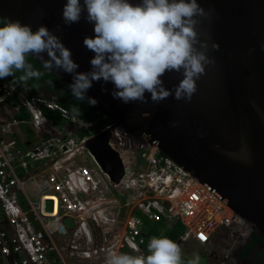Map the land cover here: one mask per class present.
<instances>
[{
  "label": "built area",
  "instance_id": "1",
  "mask_svg": "<svg viewBox=\"0 0 264 264\" xmlns=\"http://www.w3.org/2000/svg\"><path fill=\"white\" fill-rule=\"evenodd\" d=\"M0 108V264H104L109 251L146 254L154 235L146 236L145 221H179V243L219 238L232 248L246 234L240 217L210 189L122 129H113L119 143L109 142L124 165L112 184L81 145L95 133L91 121L6 79ZM43 110L64 124L54 125ZM21 111L26 118L16 117ZM30 130L38 139L25 142L21 133ZM215 264H229L228 256Z\"/></svg>",
  "mask_w": 264,
  "mask_h": 264
},
{
  "label": "water",
  "instance_id": "2",
  "mask_svg": "<svg viewBox=\"0 0 264 264\" xmlns=\"http://www.w3.org/2000/svg\"><path fill=\"white\" fill-rule=\"evenodd\" d=\"M129 2L138 4L141 0ZM65 3L66 0H0V16L3 21L19 19L30 24L33 31L38 25L46 26L71 51V58L78 64L76 71L88 72L94 53L86 48L83 39L94 36L93 24L85 19L86 13L79 22L64 24ZM198 3L210 14L209 19L201 18L200 29L211 37L208 55L215 64L206 66L205 74L196 81L197 91L191 101L169 96L153 103L146 93L148 103L125 104L111 95L112 83L94 81L86 96L95 98L98 112L114 123L81 145L110 182L117 184L124 165L120 153L109 142L118 144L113 129H122L145 146L156 147L204 184L234 210L250 232L264 239V0ZM211 42L218 43L219 49L212 50ZM44 59H48L46 53ZM49 71L63 81L61 89L73 82L72 74ZM162 79L166 88L173 89L182 73L167 72ZM146 112L150 115L146 116Z\"/></svg>",
  "mask_w": 264,
  "mask_h": 264
},
{
  "label": "clouds",
  "instance_id": "3",
  "mask_svg": "<svg viewBox=\"0 0 264 264\" xmlns=\"http://www.w3.org/2000/svg\"><path fill=\"white\" fill-rule=\"evenodd\" d=\"M84 13L94 31V36L83 39L86 48L94 53L88 72L76 71L78 64L71 58V51L46 26L38 25L33 31L30 24L6 18L0 23V79L12 76L24 86L30 80H39L43 72L28 60L29 56H35L45 69L72 74L69 87L73 97L81 102L87 100L92 106L98 102L86 93L94 81L101 80L112 83L111 95L125 104L148 103L146 93L153 103L169 96L191 101L197 91L196 81L205 74L206 66L215 64L208 55L211 37L200 29L201 18L209 19L210 14L198 0H141L138 4L129 0H83V4L81 0H66L63 22L77 23ZM211 49L218 50L219 44L211 42ZM45 53L48 59H44ZM167 72L182 73L173 89L164 86L162 77ZM253 107L256 108L255 102ZM72 109L80 114L76 106ZM256 110L259 112V108ZM243 224L247 232L232 248L218 238L222 249L217 255L212 252V264L224 255L228 256L229 264L242 263L233 250L254 233ZM104 264H201V257L194 253L185 259L181 244L161 234L149 239L146 254L109 251Z\"/></svg>",
  "mask_w": 264,
  "mask_h": 264
},
{
  "label": "trees",
  "instance_id": "4",
  "mask_svg": "<svg viewBox=\"0 0 264 264\" xmlns=\"http://www.w3.org/2000/svg\"><path fill=\"white\" fill-rule=\"evenodd\" d=\"M3 19L0 16V23H3ZM29 62L33 64V66L37 69L43 72V76L39 80H30L28 83L31 84V89H26L25 86L21 83L15 82V78L12 76H9L5 78L7 81L19 84L20 87L24 88V90L30 94H37L34 88L38 85L40 81H43L45 84H47V88L51 89L52 91L58 90L62 84L63 81L53 74L48 69L43 68L42 64L36 60L33 56L28 57ZM17 76L20 75V73L16 74ZM56 101L65 107L72 115H75L76 117L82 118L84 120H91L92 124L94 125L93 129L98 131L101 128H104L106 125L114 122L111 118L108 116L98 112V109L96 106H92L87 103V100L81 102L76 100L70 90L69 84H66L64 88L60 91L58 97L56 98ZM72 106H76L80 110V114L77 115L73 112ZM44 115L55 125L62 126L64 124V121L59 118V116L50 111V110H43ZM17 118H26L27 115L25 112L21 111L17 116ZM145 231L146 236L149 237L151 235L154 236H160L161 234L168 236L169 238L177 241L180 235L184 232V226L179 222L175 221L171 223L169 226H166V224L161 222L153 223L151 221H145ZM255 252L252 254V256L249 259V264H264V239L259 237L255 233H251L249 239L245 242V244L242 246L239 252V258L243 259L248 254L255 249ZM121 252H126L131 254L126 249H121ZM189 258V256H185V259ZM201 264H206V262L201 261Z\"/></svg>",
  "mask_w": 264,
  "mask_h": 264
},
{
  "label": "rangeland",
  "instance_id": "5",
  "mask_svg": "<svg viewBox=\"0 0 264 264\" xmlns=\"http://www.w3.org/2000/svg\"><path fill=\"white\" fill-rule=\"evenodd\" d=\"M86 133H88V130L83 131V134H86ZM83 159H85L87 163L90 162V158L89 156H87V154H86V157L85 156L83 157ZM64 223L68 225L67 220H64ZM212 243L213 245L216 244V247H213L211 243L200 245L194 240H188L180 244L184 250L185 256L191 257L194 253H198L200 257L203 258V261L206 262V264H212L213 263V258L211 256L212 252H215L217 255L220 253L222 249V245L220 244L218 238L213 239Z\"/></svg>",
  "mask_w": 264,
  "mask_h": 264
},
{
  "label": "flooded vegetation",
  "instance_id": "6",
  "mask_svg": "<svg viewBox=\"0 0 264 264\" xmlns=\"http://www.w3.org/2000/svg\"><path fill=\"white\" fill-rule=\"evenodd\" d=\"M62 87V86H61ZM61 87L58 89V90H56V91H52L51 89H49V87L47 88V84H45L43 81H40L39 83H38V85L34 88V90L36 91V93L37 94H39V95H43V96H45V97H49V98H51V99H56L57 97H58V95H59V93H60V91L63 89H61ZM25 88L27 89H31V84L30 83H28L27 84V86H25ZM27 92H29V91H27ZM93 127H94V125H93ZM101 129H103V128H101ZM101 129H99V130H101ZM98 130V131H99ZM93 131H95L94 129H93ZM245 242H246V240L243 242V244H239V246H237L233 251V255L235 256V258L238 260L239 259V257H238V255H239V252H240V249L242 248V246L245 244ZM257 248H255V249H253L249 254H248V256H246L245 258H243V259H240L241 261H242V263L241 264H249V259H250V257L252 256V254L255 252V250H256ZM201 261H202V258H201Z\"/></svg>",
  "mask_w": 264,
  "mask_h": 264
},
{
  "label": "crops",
  "instance_id": "7",
  "mask_svg": "<svg viewBox=\"0 0 264 264\" xmlns=\"http://www.w3.org/2000/svg\"><path fill=\"white\" fill-rule=\"evenodd\" d=\"M3 115V111H2V109L0 108V117ZM23 130V129H22ZM25 131V130H24ZM21 135H23V137L25 136V142L27 141V142H31V141H33V140H37L38 139V137H36L32 132H31V130L29 131V133L28 134H25V133H21ZM25 146V145H24Z\"/></svg>",
  "mask_w": 264,
  "mask_h": 264
}]
</instances>
